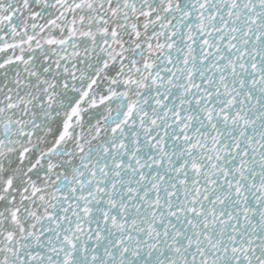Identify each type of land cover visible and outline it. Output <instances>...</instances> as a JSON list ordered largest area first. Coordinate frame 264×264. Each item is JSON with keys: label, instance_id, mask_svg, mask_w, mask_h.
<instances>
[{"label": "snow or ice", "instance_id": "1", "mask_svg": "<svg viewBox=\"0 0 264 264\" xmlns=\"http://www.w3.org/2000/svg\"><path fill=\"white\" fill-rule=\"evenodd\" d=\"M0 264H264V0H0Z\"/></svg>", "mask_w": 264, "mask_h": 264}]
</instances>
